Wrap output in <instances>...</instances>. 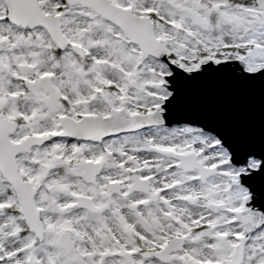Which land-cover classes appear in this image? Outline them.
<instances>
[{
  "label": "snow or ice",
  "instance_id": "1",
  "mask_svg": "<svg viewBox=\"0 0 264 264\" xmlns=\"http://www.w3.org/2000/svg\"><path fill=\"white\" fill-rule=\"evenodd\" d=\"M0 264H264V0H0Z\"/></svg>",
  "mask_w": 264,
  "mask_h": 264
},
{
  "label": "water",
  "instance_id": "2",
  "mask_svg": "<svg viewBox=\"0 0 264 264\" xmlns=\"http://www.w3.org/2000/svg\"><path fill=\"white\" fill-rule=\"evenodd\" d=\"M242 112L249 119L258 117L259 100L252 96L246 97L242 104Z\"/></svg>",
  "mask_w": 264,
  "mask_h": 264
}]
</instances>
